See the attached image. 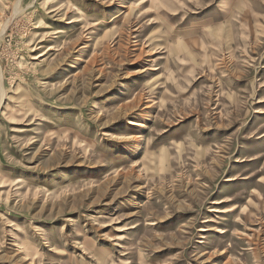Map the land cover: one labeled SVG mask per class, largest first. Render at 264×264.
Segmentation results:
<instances>
[{"label": "rangeland", "instance_id": "rangeland-1", "mask_svg": "<svg viewBox=\"0 0 264 264\" xmlns=\"http://www.w3.org/2000/svg\"><path fill=\"white\" fill-rule=\"evenodd\" d=\"M0 77V264H264V0H0Z\"/></svg>", "mask_w": 264, "mask_h": 264}, {"label": "bare ground", "instance_id": "bare-ground-1", "mask_svg": "<svg viewBox=\"0 0 264 264\" xmlns=\"http://www.w3.org/2000/svg\"><path fill=\"white\" fill-rule=\"evenodd\" d=\"M20 7H19V2L16 4V8H15V13H17V12H19L20 11V9H19ZM0 80H1V77H0ZM1 88V98H3V96H4V89L2 88V87H0ZM126 88L127 87H125L124 89H121V92L122 93H124V92H126ZM132 138V137H131Z\"/></svg>", "mask_w": 264, "mask_h": 264}]
</instances>
